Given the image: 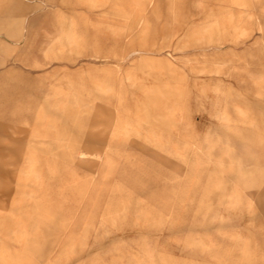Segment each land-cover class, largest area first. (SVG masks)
<instances>
[{"label": "rangeland", "instance_id": "obj_1", "mask_svg": "<svg viewBox=\"0 0 264 264\" xmlns=\"http://www.w3.org/2000/svg\"><path fill=\"white\" fill-rule=\"evenodd\" d=\"M0 264H264V0H0Z\"/></svg>", "mask_w": 264, "mask_h": 264}, {"label": "crops", "instance_id": "obj_2", "mask_svg": "<svg viewBox=\"0 0 264 264\" xmlns=\"http://www.w3.org/2000/svg\"><path fill=\"white\" fill-rule=\"evenodd\" d=\"M48 1H53V0H48ZM24 9H25V7H24Z\"/></svg>", "mask_w": 264, "mask_h": 264}]
</instances>
